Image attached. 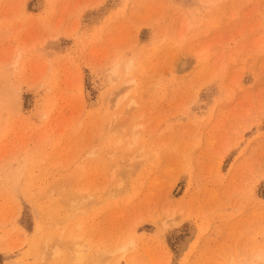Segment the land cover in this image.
Returning <instances> with one entry per match:
<instances>
[{
    "label": "rangeland",
    "instance_id": "1",
    "mask_svg": "<svg viewBox=\"0 0 264 264\" xmlns=\"http://www.w3.org/2000/svg\"><path fill=\"white\" fill-rule=\"evenodd\" d=\"M77 247L264 264V0H0V264Z\"/></svg>",
    "mask_w": 264,
    "mask_h": 264
},
{
    "label": "bare ground",
    "instance_id": "2",
    "mask_svg": "<svg viewBox=\"0 0 264 264\" xmlns=\"http://www.w3.org/2000/svg\"><path fill=\"white\" fill-rule=\"evenodd\" d=\"M125 65V64H124ZM115 66V65H114ZM117 66L118 65H116V67H114V69L111 71V74L113 75V73L115 72V71H117V73H118V70H116V69H119V68H117ZM116 68V69H115ZM124 69V68H123ZM128 70H130V65H128L127 66V71ZM126 71V72H127ZM47 213H49V211L47 212ZM49 214H51V213H49ZM49 214H47V215H49ZM52 215V214H51ZM50 215V216H51ZM45 218V217H44ZM48 218V217H47ZM51 218V217H50ZM51 219H53V217L51 218ZM50 219V220H51ZM55 219V218H54ZM53 219V220H54ZM51 222V221H50ZM129 244H131V241H130V243L128 242V244L126 243V244H120L118 247H116V248H114V250L116 249L117 251L119 250H121V252L123 253L125 250H126V248H128L129 246ZM83 246V244L81 245V247ZM128 246V247H127ZM81 247L80 248H78L77 249V251H76V254H74V256H73V259H74V262H73V264H81V259H83L84 257H83V255H84V253H86L84 250H82L81 249ZM84 247H85V245H84ZM87 248V247H86ZM126 252V251H125ZM85 256V255H84ZM98 256L100 257V255H99V253H98ZM98 256H96V259H97V257ZM83 257V258H82ZM99 257H98V259H99ZM101 258V257H100ZM73 259H71V260H73ZM70 260V261H71ZM97 261V260H96ZM70 263H72V262H70ZM98 264V263H97Z\"/></svg>",
    "mask_w": 264,
    "mask_h": 264
}]
</instances>
